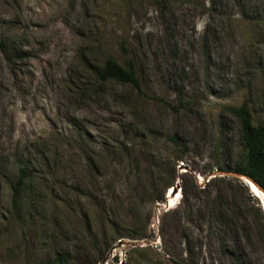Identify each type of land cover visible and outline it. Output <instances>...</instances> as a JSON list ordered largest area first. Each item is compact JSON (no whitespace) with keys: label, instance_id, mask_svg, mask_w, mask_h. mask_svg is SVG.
<instances>
[{"label":"rangeland","instance_id":"obj_1","mask_svg":"<svg viewBox=\"0 0 264 264\" xmlns=\"http://www.w3.org/2000/svg\"><path fill=\"white\" fill-rule=\"evenodd\" d=\"M0 40V264H264L261 201L216 170L232 109L264 126V0H0Z\"/></svg>","mask_w":264,"mask_h":264},{"label":"trees","instance_id":"obj_2","mask_svg":"<svg viewBox=\"0 0 264 264\" xmlns=\"http://www.w3.org/2000/svg\"><path fill=\"white\" fill-rule=\"evenodd\" d=\"M0 51L6 55L9 62L13 61V55L7 51L6 43L1 40ZM95 75L100 84L115 82L123 86H129L141 94V83L138 77L137 66L131 59L127 60L125 65H121L116 60L110 58L106 60L102 68L96 69ZM232 113L240 121L241 141L246 151V156L242 162L236 164L234 167L219 166L216 170L245 175L254 180L264 191V126L254 125L252 114L246 104L232 109ZM17 165L19 169L17 180L12 187L14 209L19 207L24 188L27 182L33 178L30 174L29 164L17 161ZM160 200L163 201L160 198L158 202ZM54 264H71V262L66 256L58 254L54 260Z\"/></svg>","mask_w":264,"mask_h":264},{"label":"bare ground","instance_id":"obj_3","mask_svg":"<svg viewBox=\"0 0 264 264\" xmlns=\"http://www.w3.org/2000/svg\"><path fill=\"white\" fill-rule=\"evenodd\" d=\"M200 181H201V179H200ZM244 181L246 184H248V186L252 190L253 194L261 201L262 206L264 208V193L255 184L248 182L247 180H244ZM179 197H180L179 194H176V192H173V189H170L168 197H167L168 203H169V209H172L175 207Z\"/></svg>","mask_w":264,"mask_h":264},{"label":"water","instance_id":"obj_4","mask_svg":"<svg viewBox=\"0 0 264 264\" xmlns=\"http://www.w3.org/2000/svg\"><path fill=\"white\" fill-rule=\"evenodd\" d=\"M221 177H228V178H233V179H236V180H240L242 182L245 183L244 180H247L248 182H251L253 184H255L257 187L260 188V190L264 193L263 189L254 181L252 180L251 178L245 176V175H242V174H237V173H227V172H223L221 173ZM215 178V177H214ZM173 189V192H176L177 193V190H178V186L177 187H172ZM166 209H169V203L166 204Z\"/></svg>","mask_w":264,"mask_h":264}]
</instances>
